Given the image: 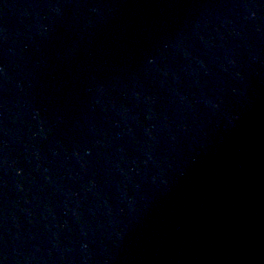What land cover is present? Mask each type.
I'll use <instances>...</instances> for the list:
<instances>
[{"label":"water","instance_id":"95a60500","mask_svg":"<svg viewBox=\"0 0 264 264\" xmlns=\"http://www.w3.org/2000/svg\"><path fill=\"white\" fill-rule=\"evenodd\" d=\"M0 264H264V0H0Z\"/></svg>","mask_w":264,"mask_h":264}]
</instances>
